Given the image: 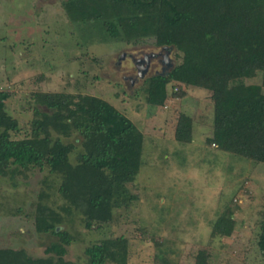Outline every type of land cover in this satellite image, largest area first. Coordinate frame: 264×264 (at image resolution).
Listing matches in <instances>:
<instances>
[{
	"label": "rangeland",
	"instance_id": "obj_1",
	"mask_svg": "<svg viewBox=\"0 0 264 264\" xmlns=\"http://www.w3.org/2000/svg\"><path fill=\"white\" fill-rule=\"evenodd\" d=\"M109 21H120L109 0H0V93L5 95L0 103L17 122V129L9 131L11 138L50 136L73 143L69 159L76 162L82 150L79 132L92 123L49 108L43 104L47 95L59 102L64 98L70 108L84 96L101 98L144 135L142 165L126 183L135 198L101 225L86 227L83 215L61 208L59 177L46 167L0 175V248L24 251L33 259L52 255L46 248L59 242V236L35 227L41 202L59 213L56 229L69 235L63 255L67 261L86 264L87 247L122 237L126 264H195L200 251L207 264H264L257 246L264 215V164L207 141L213 122L207 89L170 82L163 105L147 103L153 72L137 79L130 60L119 57L161 47L152 33H126L120 24L119 36L111 37L105 31ZM170 56L173 66L182 60L176 47ZM241 81L260 84L261 73ZM178 88L185 96L176 97ZM181 111L193 117L189 143L174 138ZM225 206L232 211L229 225L223 233H213V222Z\"/></svg>",
	"mask_w": 264,
	"mask_h": 264
},
{
	"label": "trees",
	"instance_id": "obj_2",
	"mask_svg": "<svg viewBox=\"0 0 264 264\" xmlns=\"http://www.w3.org/2000/svg\"><path fill=\"white\" fill-rule=\"evenodd\" d=\"M109 2L126 33L131 29L152 33L157 46L176 47L182 53L181 62L168 75L149 77L147 103L163 105L170 82L207 89L213 101L212 134L207 141L221 151L264 164V0ZM118 25L107 22L106 33L118 37ZM258 72L260 84L241 81ZM175 95L183 97L185 91L180 89ZM47 96L43 104L49 108L67 110L68 118H86L92 123L79 132L82 150L76 162L69 159L73 143L50 136L11 138L9 131L17 129V122L0 103V175L14 174L17 168L46 167L59 177L57 192L64 200V211L83 215L86 227L107 223L115 209L128 207L135 198L126 183L135 179L142 165L144 135L101 98L84 96L81 102H71L70 108L64 98L59 102ZM4 97L0 93V99ZM192 123L190 114L179 112L174 131L177 142H191ZM36 208V230L59 236V242L46 248L52 255L33 259L24 251L0 248V264H78L63 258L70 238L66 231L56 229L59 213L41 202ZM231 215L225 206L213 222L212 232L223 233ZM259 227L257 246L264 253V215ZM85 252L86 264H126L128 254L122 237L92 244ZM195 264H207L203 251Z\"/></svg>",
	"mask_w": 264,
	"mask_h": 264
},
{
	"label": "flooded vegetation",
	"instance_id": "obj_3",
	"mask_svg": "<svg viewBox=\"0 0 264 264\" xmlns=\"http://www.w3.org/2000/svg\"><path fill=\"white\" fill-rule=\"evenodd\" d=\"M171 51H167V49L161 47L159 50H151L149 52H143L141 55H134L132 53H128L126 55V53L123 52L122 54H124V57L121 58L120 55L119 59L128 58L130 60L131 67L135 71V77L138 79L139 69L137 68V65L145 64L144 57L146 55H148V61L150 64L148 72L152 71L153 75H155V74H164L167 71H169L173 67V59L170 56ZM139 59H141V61L137 63ZM124 78L125 79L128 78L131 84L134 83V78H132L131 76H125Z\"/></svg>",
	"mask_w": 264,
	"mask_h": 264
},
{
	"label": "water",
	"instance_id": "obj_4",
	"mask_svg": "<svg viewBox=\"0 0 264 264\" xmlns=\"http://www.w3.org/2000/svg\"><path fill=\"white\" fill-rule=\"evenodd\" d=\"M163 48H164V49H167V51H171V50H172V47H171V46H163ZM123 57H124V54H121V58H123ZM144 59H145V64L137 65V63L140 62L141 59H139V60L137 61V63H136L137 68L139 69V72H138V76H139V78H144L145 75H146V73L148 72V69H149V65H150V64H149V61H148V55H146V56L144 57ZM168 72H169V71H167L166 73L161 74V75H168Z\"/></svg>",
	"mask_w": 264,
	"mask_h": 264
}]
</instances>
